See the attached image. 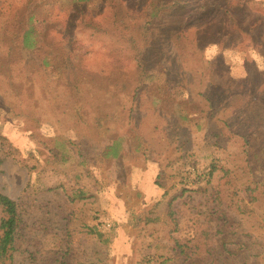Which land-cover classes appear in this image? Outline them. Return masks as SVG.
<instances>
[{"label":"rangeland","instance_id":"obj_1","mask_svg":"<svg viewBox=\"0 0 264 264\" xmlns=\"http://www.w3.org/2000/svg\"><path fill=\"white\" fill-rule=\"evenodd\" d=\"M172 1L0 0V194L23 220L15 264H264V196L234 191L264 185V134L247 155L220 135L222 115L264 133V97L246 101L264 87V57L231 39L255 29L264 54V0Z\"/></svg>","mask_w":264,"mask_h":264},{"label":"trees","instance_id":"obj_2","mask_svg":"<svg viewBox=\"0 0 264 264\" xmlns=\"http://www.w3.org/2000/svg\"><path fill=\"white\" fill-rule=\"evenodd\" d=\"M31 1H33V0H31ZM74 1L77 2L78 4H82V3L86 2L87 0H74ZM183 1L184 0H181V1L180 0H174L171 3H173V2H175V3L168 5L167 8L173 9L175 7H178L180 4H183ZM8 9H11V8H2L1 10H2V12L6 11V13H10ZM9 16H11V14ZM189 19H192V17H189ZM151 22H153V21H151ZM222 22L223 23L219 26V28H221V31H224L226 29V26H225L226 21L223 20ZM149 24H151V23H149ZM149 28H151V27H149ZM239 29H240V32L242 33L241 37H234L233 38V32L228 33V34L231 33V39L233 40V42H242L245 50H248L251 47L254 48L256 51H258L257 54L260 55L261 58H263L264 54L261 52V45H258V46L253 45L254 43L257 44V42H258L257 38L254 36V39H253V35H252L255 33V29L251 30V29H249V27L243 28L242 26H240ZM147 31H149V30L147 29ZM221 31H218L216 33L217 36L223 35V32H221ZM246 31H249V33L251 35H249ZM28 33L29 32H25V34H26L25 40L26 41H29V39H28L29 34ZM248 37H250L249 39L251 40L252 43L250 42L249 45L246 46ZM130 42H133V44L136 45L135 49H136V53H137L138 67H139V70L142 73V75L146 76L147 73L149 72L148 71V65H147V62L145 60L146 50L143 48L140 41L136 42V40H132ZM255 60H257V59H255ZM249 82H250V80H246L243 83V86H242L243 89H241V91H240L243 96H244L243 92L245 90H247V88H248V86H246V84H248ZM239 87L240 86H238V88ZM252 89L254 90V92L252 93L251 99H247L246 101L252 102L254 100H260L262 97H264V92H263L264 87H263L261 92H260L261 87H259V86L257 88L255 86H253ZM238 99L243 100V97L242 98L239 97ZM209 102L213 103V100L211 99V100H209ZM225 118H226V116H224V115H222V117L220 118L223 121V125H224V127L221 129L220 135L228 134L234 138H239V139L244 140V145L246 147V150H243L241 155L249 154L248 151L253 150V141L256 138L261 139V136L264 134L263 131H257L256 133L248 132L249 131L248 129L242 127L244 125H241L240 128H238V129H233L231 124L229 122H227L225 120ZM231 174H232L231 170H228L225 172L226 177L230 176ZM211 175H213V173ZM237 189L238 188H235L234 191H239V193H243V194L246 191H257V192H259L261 198H263V196H264V185L261 183H257V184L255 183L254 189H252V188L246 189L244 187H241L239 190H237ZM252 198L254 201H258L257 197H252ZM0 208L3 212V218L0 221V264H15V256L17 253V239H18L19 231H20L22 224H23V220H22L21 215L19 213L18 204L15 201H13L12 199H10L4 195H1V194H0ZM221 214H222L223 218L228 217V215H226L224 212H222ZM262 220L264 223V216H263ZM133 222L134 223H132L133 224L132 226L137 228L136 223H138L140 225L141 223L152 222V220H150V221L143 220L142 221V219L139 216H134ZM184 241H185V238H183L181 236H178L175 238V245L172 247V249L175 253L181 252L182 254H186L187 247L183 244ZM235 246L237 247L238 245H235ZM161 258H163V257H161ZM169 261L170 260L167 259L162 264H167Z\"/></svg>","mask_w":264,"mask_h":264}]
</instances>
